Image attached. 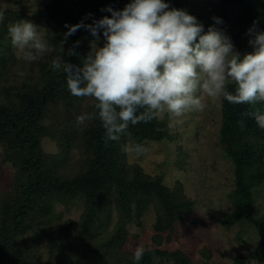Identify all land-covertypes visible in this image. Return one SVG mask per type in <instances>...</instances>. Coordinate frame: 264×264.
<instances>
[{
    "label": "trees",
    "instance_id": "16d2710c",
    "mask_svg": "<svg viewBox=\"0 0 264 264\" xmlns=\"http://www.w3.org/2000/svg\"><path fill=\"white\" fill-rule=\"evenodd\" d=\"M129 2L47 0L32 18L44 29V39L53 50L30 63L12 50L8 34V26L24 15L7 9L0 22V146L3 162L13 168L9 189L0 188V264H42L44 252V264H137L134 252L124 247L128 227H143L150 207L156 210L151 239L156 246L148 244L138 264H197L181 249L160 247L171 240L176 222L191 216L195 202L181 183L169 187L163 173H147L140 164L129 163L121 150L125 144L171 139L168 119L130 125L119 141L105 144L98 119L83 126L75 121L76 116L95 111V102L73 96L63 72L50 67L62 52L66 62L81 66L90 42L95 41L83 28L65 39V25L93 24L111 16L102 9L121 10ZM165 2L195 16L205 32L209 26L228 32L239 50L252 48L246 33L254 21L258 31H264V0ZM212 17L223 23L215 25ZM76 41L80 42L76 55L68 56ZM97 42L102 46V31ZM228 90H234V85H228ZM256 107L264 111V106ZM252 110L248 104L222 100L220 143L235 172L230 192L233 209L219 221L225 227L247 221L260 237L257 250L235 256L234 264H249L250 259L264 264V216H256L254 196L264 184V129L247 115ZM44 139L53 141L57 151H47ZM72 204L83 207L77 220L65 219L56 208ZM201 252L211 257L210 250Z\"/></svg>",
    "mask_w": 264,
    "mask_h": 264
},
{
    "label": "clouds",
    "instance_id": "9594fccd",
    "mask_svg": "<svg viewBox=\"0 0 264 264\" xmlns=\"http://www.w3.org/2000/svg\"><path fill=\"white\" fill-rule=\"evenodd\" d=\"M6 11L0 8V22ZM102 11L111 16L93 24L65 25V39L81 28L95 37L81 66L66 62L63 52L50 64L53 71L63 72L73 96L95 102V111L76 116L78 126L98 119L107 144L119 141L130 125L203 112L207 99L252 106L247 115L264 129V111L256 107L264 106V31H258V21L246 33L253 51L241 57L221 30L209 26L205 32L195 16L165 0H130L121 10ZM212 19L215 25L223 23ZM39 29L30 20L8 26L11 45L25 62L43 60L53 50ZM79 43L68 49V56L76 55ZM238 123L244 127L243 121ZM121 150L135 156L146 151L141 144H125ZM143 254L138 246L133 260L138 264ZM249 264L259 261L250 259Z\"/></svg>",
    "mask_w": 264,
    "mask_h": 264
},
{
    "label": "rangeland",
    "instance_id": "374dc122",
    "mask_svg": "<svg viewBox=\"0 0 264 264\" xmlns=\"http://www.w3.org/2000/svg\"><path fill=\"white\" fill-rule=\"evenodd\" d=\"M46 2L47 0H0V8L16 10L24 15L23 20L35 23L32 18L34 11L43 7ZM39 27L44 36V29ZM224 34L232 42L230 34ZM96 43L99 46L98 42ZM12 50L20 56L13 46ZM234 51L243 57L244 54L252 52L253 48L239 50L234 45ZM205 103L203 112L187 113L173 120L165 115L162 120L168 119L172 138L146 141L143 145L146 151L143 154H127V157L129 163L140 164L149 174L163 173L165 183L171 188L181 183L184 193L195 202L191 216L176 222L174 231L169 233L172 234L171 240L163 242L160 247L169 250L181 249L197 264H205L207 260L211 264H234L235 256L249 255L257 250L260 237L256 227L247 221L231 227H225L219 221L224 212L233 209L230 192L234 188L235 168L220 143L222 101L212 103L206 99ZM44 140L47 151H57L53 141ZM74 153L77 155L76 150ZM2 158L0 146V188L7 190L12 181L13 168L9 163L5 164ZM254 196L255 214L262 217L264 184L256 189ZM56 208L62 212L65 219L75 220L83 210L81 205L73 204L69 207L57 205ZM155 220L156 210L150 207L143 217V227L130 224V235L125 249L134 252L138 246H142L144 250L148 244L155 247L151 240ZM207 249L211 252L209 259L201 252ZM46 258L44 252L42 264L46 262Z\"/></svg>",
    "mask_w": 264,
    "mask_h": 264
}]
</instances>
